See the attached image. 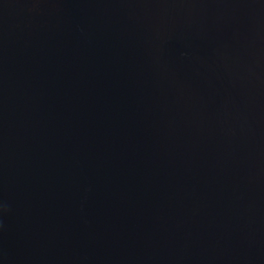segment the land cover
I'll use <instances>...</instances> for the list:
<instances>
[{"label":"water","instance_id":"water-1","mask_svg":"<svg viewBox=\"0 0 264 264\" xmlns=\"http://www.w3.org/2000/svg\"><path fill=\"white\" fill-rule=\"evenodd\" d=\"M0 264H264V0H0Z\"/></svg>","mask_w":264,"mask_h":264}]
</instances>
